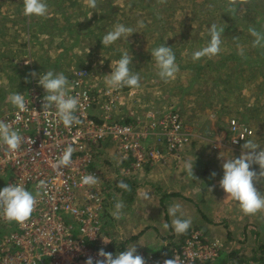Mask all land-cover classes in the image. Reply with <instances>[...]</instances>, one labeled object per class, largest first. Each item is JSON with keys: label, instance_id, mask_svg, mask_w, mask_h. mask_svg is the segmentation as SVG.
<instances>
[{"label": "rangeland", "instance_id": "374dc122", "mask_svg": "<svg viewBox=\"0 0 264 264\" xmlns=\"http://www.w3.org/2000/svg\"><path fill=\"white\" fill-rule=\"evenodd\" d=\"M71 1L73 2L72 4ZM103 1L97 0V7L91 9L86 7L87 0H85V3L80 2V0H45L48 5V13L52 14L56 12L58 14H55V22H53L55 29L51 31V29L47 28L50 30L47 31L39 23L37 26L39 17L23 15V0H0V32L4 33L3 40L0 41V115L9 107L7 97L17 90H24L29 83L28 78L32 77L30 68L34 70L33 72L40 68L52 70V67L49 65H53L54 67L55 64V70H62V67L68 69V71L64 72V68L63 72L69 77V68L71 66H76L73 67L74 69L93 64L92 83H99L100 85L105 84L107 74L111 73L112 69L110 65L114 66L122 53L129 52L133 57L129 69L131 73L139 74L140 86L138 88L127 87V92H133L130 97L124 95L122 99L120 114L117 115L122 120H124L123 117L130 119V114L135 111H139L140 115L145 113L146 110L153 108L160 109L165 104H172L180 111L187 127L194 132L193 138L200 140L197 141L198 144L193 139L192 146H202L216 152L219 150L230 151L232 147L220 144L218 148H214L212 145L216 141H219L221 132L227 127L228 120L235 118L242 120L246 125L250 126L254 131V137L252 136L253 140L251 141L261 148L264 147V93L262 94L261 91V89H264V59L261 58V55L258 57L257 46L254 47L256 49H252L255 38H249L245 35L238 36L237 33L238 30H243V34L250 33V31L248 32V28H245L247 24L252 28L250 25L252 21L250 19H256L257 24L262 23L263 20L260 17L264 14V7L259 2L257 3L259 5L257 6V11L250 14L252 16L248 17V19L250 18L248 20L246 15L242 14V9L246 8L248 4L250 6L255 4L253 0H248V3L242 7L235 6L232 13L228 0H170L171 3L167 5L158 3L157 0H112L111 5H107ZM61 4L62 9L59 11ZM116 4L119 10L114 9V5ZM194 5H196V9ZM224 12L225 14H223ZM255 12H258L260 17L259 15L258 17H253ZM72 15L76 19L72 24L68 20H56L58 17L71 18ZM90 15L91 18H88ZM220 18H224L228 22L227 24L218 26V29L227 28V30L221 33V36L227 34V36H224L226 42L223 40L222 43L223 38H220L221 54L233 50L238 59H232L222 67L223 72H220V74L223 81L220 80L221 77L218 75L215 76L216 69L214 70L215 60L219 55L209 59L213 67L211 71L208 70L209 68L204 67L205 76L203 78L198 75L194 76L191 66L198 63V61L203 63L206 57L194 61L192 59L193 53L209 43L210 37L208 33L210 26L217 24ZM7 20H11L9 24L15 22L16 24L24 25V30H22L20 35L27 36V41L30 42L28 45L29 51L18 50L19 45L15 46V42H19V44L26 42V39L20 38L19 35H16L12 42L8 40L6 35L8 28ZM116 22L132 28L134 30L133 36L137 37L133 40H129L128 38L126 40L121 37L114 44L105 48L99 42V38L113 30ZM141 22L143 27L140 26ZM239 23L241 24L237 26ZM14 28L19 27L16 25L9 28V30L13 31ZM57 29L59 30L58 32L56 31ZM255 29L259 33H264V24L262 23V27L259 26ZM63 30L66 33H62ZM55 31L60 33L57 37L61 41L56 43L58 48L55 47V44L52 45L55 48L54 54L51 55L52 59L50 61L41 59L30 60L28 54L37 53L32 38L36 39V42L42 36L41 34L45 38L50 35L51 38L56 36L57 33ZM52 33L55 34L51 35ZM93 36L97 37V39H93ZM230 37H234V39L230 41ZM128 40L129 42H126ZM162 44L172 48L175 54V63L178 66V71L175 73L174 78L168 82H164L157 75L158 70L155 66V60L151 58V51ZM243 45L245 48L243 49V55L238 54ZM262 50L264 53V49ZM244 51H249L251 61L248 62L244 59ZM13 52L14 57L11 54ZM7 53H10V55L7 56ZM253 59H256V61L254 60L253 62ZM53 60L54 62H51ZM25 61L28 62L26 63L28 66V69L25 71L26 74L14 71L13 64L11 63L14 62V65L19 66L18 62L23 63ZM40 65L41 67L39 68ZM38 73L40 74L41 72ZM249 74H252L253 79L250 84L248 82V84H245L243 81H247ZM258 82L263 83L258 86ZM194 100L196 103H194L195 107L193 108L192 102ZM195 117L200 120L197 124L190 121ZM196 132L200 136H197ZM207 137L208 140H205ZM242 145H239L238 148L242 149ZM96 156V166L100 172L99 178L103 185L107 179L110 180L115 176V171L120 173V169L123 166L109 144L100 145ZM147 200L148 198L139 201L137 198L133 204H131L132 202L130 204L134 206V211H139L146 205ZM117 201L121 200L115 198L114 202L110 203V206L107 208L103 206V214L101 216V228L104 236L110 240L109 246L117 248L120 252L125 251L127 248L135 245L145 233L147 237L150 235L154 237L152 238L154 241L158 238L160 241H163L168 236L167 234H169L172 237H166V242L171 240L167 244L171 247L179 245L182 237L175 238L171 235L174 233V230H166L164 232V239L158 237V230L156 228L152 229L149 226H147L148 230L144 228L145 230H138L135 233H132V230H125V226L133 222L131 218L133 214H138L139 212L127 211L126 207L129 204H124V208L121 210V218L115 219L113 213L115 211L114 205ZM108 202L109 200L106 201L107 205H109ZM195 205L196 203L192 202L191 206L195 207ZM163 207L164 205L162 204L163 215H166V210ZM134 223L137 225L136 221ZM11 228L10 226L7 227V229ZM0 231L5 232L8 230ZM140 232L143 234H138ZM209 237L219 239L223 249L224 242L222 238L219 236ZM141 247H137V249L146 250L144 244ZM150 251H154V249ZM263 255L264 245L260 251L256 252L255 260L259 261Z\"/></svg>", "mask_w": 264, "mask_h": 264}, {"label": "built area", "instance_id": "2783aa9c", "mask_svg": "<svg viewBox=\"0 0 264 264\" xmlns=\"http://www.w3.org/2000/svg\"><path fill=\"white\" fill-rule=\"evenodd\" d=\"M72 68L68 78V95L78 97L76 113L81 123L65 127L58 121L55 109L43 111L45 92L38 77H31L22 91L27 107L20 111L10 106L0 115L22 136L20 149L7 152L0 145V189L14 183L28 191L39 190L37 206L24 224L5 222L0 218L1 264H85L87 257L95 259L103 248L115 257L120 251L102 243L101 216L105 193L96 166L100 145L109 144L119 161L127 160L120 169L122 175L134 174L145 163L163 160L167 154L184 150L194 132L184 123L178 108L165 104L139 115L132 112L128 121L120 114L127 88L110 89L106 84L92 83L93 64ZM127 117V116H126ZM253 129L242 120L230 118L221 132L220 144L236 148L251 141ZM235 140V142H233ZM71 147V164L57 169L54 164ZM264 148V147H263ZM259 150V149H257ZM94 174L97 183L83 185L84 175ZM40 181L45 188L37 189ZM12 227L7 229V227ZM106 238V237H105ZM222 243L200 228L191 227L178 249L169 257L139 250L146 264H164L175 259L177 264H264L258 260L219 262Z\"/></svg>", "mask_w": 264, "mask_h": 264}, {"label": "clouds", "instance_id": "9594fccd", "mask_svg": "<svg viewBox=\"0 0 264 264\" xmlns=\"http://www.w3.org/2000/svg\"><path fill=\"white\" fill-rule=\"evenodd\" d=\"M158 3H166V0H157ZM231 10L235 6H243L248 3V0H228ZM87 7L95 9L97 7V0H87ZM48 13V5L45 0H23V15L31 17H44ZM91 18V15L88 17ZM141 27L143 24L141 22ZM223 28L212 24L209 29L210 41L200 50L193 53L192 59L199 60L203 57L211 59L218 55L221 51V33ZM250 34L255 38L253 47L264 46V35L259 33L256 29L250 28ZM134 32L130 27L123 24H117L113 30L109 31L101 38V43L104 47L114 44L121 37L127 38ZM243 55V50L239 53ZM151 58L155 60L157 68V75L164 82H168L174 78L178 71V66L175 63V54L172 48L162 44L151 51ZM132 55L129 52L122 53L121 57L115 62V65H110L112 71L107 74L105 84L110 89H119L122 87L138 88L140 86V77L138 73H131L129 65L132 63ZM26 62V61H25ZM28 63V62H26ZM33 77H38L37 83L42 86L45 95L43 97L42 108L43 111L55 109L56 117L59 122H62L65 127H71L73 124L81 123L76 113L78 109L79 99L75 96L68 95L70 85L68 78L61 73H54L52 70L46 71L43 75H38L32 72ZM7 101L15 108L23 111L26 107V101L23 94L16 92L7 97ZM235 142V140H233ZM22 143L21 134L14 130L11 125L4 120H0V145L6 146L7 152H15L20 149ZM242 151L238 158L225 159L222 163L223 176L219 181L220 188L226 193L225 199H231L238 203L240 211L245 215H255L259 212H264V195L255 187V182L264 181V148L246 141L242 145ZM259 149V150H257ZM73 149L67 148L61 157L58 159L54 167L57 169L68 167L71 164V155ZM193 163L186 161L184 164L185 171L189 176H194ZM252 165H258L259 171L252 169ZM214 177L215 172L211 173ZM83 185L92 186L97 183L94 174L84 175L81 178ZM44 181H40L37 189L45 188ZM117 187L130 191L129 185L120 180L117 182ZM41 193L36 191H28L22 184L11 183L0 189V218L5 222H16L17 224H24L31 217V214L37 206V197ZM115 211L113 213L115 219H120L122 216L121 210L124 208L123 201H117L114 205ZM181 206L179 204L170 205L167 208V213L170 217H174L171 221V227L176 235H183L191 227L192 221L190 218L181 219L177 216L180 212ZM169 227L168 224L164 225ZM110 240L103 237L102 243L107 244ZM98 257L94 260L89 256L85 260V264H146L143 256L137 253L135 245L121 251L113 256V253L104 251L103 248L98 250ZM164 264H177L175 259H168Z\"/></svg>", "mask_w": 264, "mask_h": 264}, {"label": "crops", "instance_id": "0c3cea01", "mask_svg": "<svg viewBox=\"0 0 264 264\" xmlns=\"http://www.w3.org/2000/svg\"><path fill=\"white\" fill-rule=\"evenodd\" d=\"M80 2L85 3V0H80ZM72 3L73 2L71 1V4ZM61 9L62 4L59 8V11ZM55 14L56 12L52 14L47 13L46 17H39L37 26L39 23V25L43 26L47 31H50L49 29H51L52 31L53 29H55V24H53V22H55ZM56 20H68L71 21L70 24L76 21V19L73 18V15L71 16V18L58 17L56 18ZM10 21L11 20H7L8 28L6 35L8 40L12 42L14 37L16 35H19L20 38L22 37V39H26V42H21L20 44L19 42H15V46L17 47L19 45L18 50L22 49V51H29L28 45L30 44V42L27 41V36L20 35L22 30H24V25L16 24L13 21L12 24H9ZM13 24L19 27L14 28V32L12 30H9V28L15 27ZM117 24L122 23L116 22V25ZM56 31L58 32L59 30L57 29ZM63 32L66 33L65 30H63L62 33ZM53 34L55 33H52L51 35ZM58 34L60 33H57L56 36L51 38L50 35L45 38V36L41 34L42 36H40V39L38 38L39 40H37V42L36 39L32 38L33 44L34 46H36L37 53H30V55L28 54L30 60L34 59L35 61L41 59L50 61L52 59L51 55L54 54L55 51V48L52 45L55 44V47L58 48L56 43L58 41H61L58 40ZM133 35L134 34H132V36H129L128 39L133 40L137 37ZM3 37L4 33L0 32V41L3 40ZM92 38L95 40L97 39V37L95 36H93ZM101 38L102 37L99 38V42H101ZM129 40L126 42H129ZM263 43L264 41H262V44ZM257 47V54H259L258 57H260L261 55V58L264 59V53L262 50L264 49V46ZM244 52L245 54H247L246 51ZM19 53L22 54L21 52ZM11 54L13 55L12 57L15 56L14 52ZM9 55L10 53H7V56ZM247 57H249V59L246 61H251V57L249 54ZM54 60L51 62H54ZM252 61L254 62V60ZM18 63L19 66L16 64L14 65V62L11 63L13 64L12 66L14 68V71L18 73H25V71L28 69L26 62ZM49 66L52 67V71L54 73L62 72L64 75H66L67 78H69L68 75L64 73L65 71H68V69H66L65 67H62L63 69L65 68L63 72V69L55 70V64L54 67L53 65ZM40 67L41 65L39 66V68ZM73 67L76 66H71L69 68V76L72 72ZM30 69L31 74L34 70L32 68ZM37 71L41 73L39 74ZM37 71L35 72L38 73V75H42L48 70L45 68H40ZM29 79L30 78H28V81ZM22 91L17 90L16 92L22 93ZM194 103H196L195 100L192 102L193 108L195 107ZM10 106L12 105L9 103V107ZM190 121L196 122L194 124H197V122H199L200 120L195 117ZM198 135L199 134L197 133V136ZM193 139L194 138H192V141H190V143L184 150L177 151L175 152V154H168L167 156H165L163 161L159 160L147 163L143 166V168L135 172L136 174L134 175V177L138 184V189L131 204H133V202L136 201L137 198L139 201L146 200V198H148V200L146 201V205L142 207V209H140L139 211H134V206L130 203L129 205L126 204L128 205V207H126L127 211L139 213L133 214V216L131 215L133 222H131V224H127L124 229L132 230V233H135L138 230H148L147 226H149L152 227V229L156 228V230H158V237H162L164 239V232L166 230H173V228L171 227V221L174 217H170L168 215L167 208L170 205L179 204L181 206L180 212L177 213V216L179 218H190L192 221L191 226L201 228L203 232L206 233L208 236H219L223 239L224 246L221 251L219 262L230 260H255L256 252L260 251L264 245V212H259L255 215L243 214L240 211L238 203L236 201H233L230 198L225 199L226 193H224V191L219 186V181L223 176L222 163L224 162V160L238 158L241 155L242 151L247 150L236 147L230 148V151L219 150L218 152H216L214 150H210L202 146H192ZM205 140H208V137L207 139L205 138ZM251 140H253V138H251ZM194 141L197 142L200 140L194 139ZM186 161L194 162V176H189L185 171L184 164ZM121 165H127V160H123ZM213 172L216 173L214 177L211 175V173ZM255 187L258 191L261 192L262 195H264V181L255 182ZM141 197H143V199H141ZM192 202L196 203L195 207L191 206ZM162 204L164 205L163 209L166 210V215H163L161 209ZM134 221L137 222V225L134 223ZM165 224H168L169 227L165 228ZM159 230H161L162 233L159 232ZM9 231L10 230H8L7 232ZM141 233L142 232L138 234ZM167 235L168 236L166 237H172L169 234ZM171 235H173L175 238L182 237L183 239L185 234H183L182 236L172 233ZM166 237L163 241H160L159 238L154 241L152 240V238L154 237H152L151 235L147 237L145 233V235H142L139 240L135 243V246L137 248L141 247L144 244V246H146L145 249L147 251H150L151 249H154V251H156L161 249L163 246H165L168 242L171 241L169 240L168 242H166ZM141 248L144 249L143 247ZM138 251L139 249H137V252Z\"/></svg>", "mask_w": 264, "mask_h": 264}, {"label": "trees", "instance_id": "16d2710c", "mask_svg": "<svg viewBox=\"0 0 264 264\" xmlns=\"http://www.w3.org/2000/svg\"><path fill=\"white\" fill-rule=\"evenodd\" d=\"M101 1H103V0H101ZM254 1H256V2H254ZM103 2L106 3L107 5H111L112 0H106V1H103ZM258 2L260 3L261 6L264 7V0H253V3H255V4H253L251 6L248 4V5H246V8L242 9V14H245L247 19H248V17L252 16L250 14H252L254 11H257V9H258L257 6H259L257 4ZM170 3H171L170 0H166V3H164V4L167 5V4H170ZM194 8L196 9V5H194ZM222 8H224V7H222ZM114 9L119 10L117 4L114 5ZM224 9H226V8H224ZM231 13H232V10H231ZM263 13H264V11H263ZM223 14H225V12ZM258 15H259V13L258 12H255L253 17H258ZM153 17H155V15H153ZM259 17H260V15H259ZM260 18H262V20H263L262 23L264 24V14ZM250 20L252 21V23H250V25H251L252 28L255 29V28H258L259 26L262 27V23L260 21H259L260 23L257 24L256 19H250ZM227 23L228 22L225 21L224 18H220V20L217 22L216 25L218 27L220 25H224V24H227ZM240 24L241 23L237 24V26L240 25ZM245 28H248V32H249L250 26L248 24L245 26ZM225 30H227L226 27H224V31ZM237 33H238V36L245 35V36H248L249 38L250 37L254 38L250 33H247V34L244 33L243 34V30H238ZM261 34L264 35V33H261ZM225 35L227 36V34H225ZM225 35H222L220 37V38H223L222 39V43H223V40H225V42H226V39H224V36ZM208 36L210 37L209 33H208ZM229 39H230V41H232L234 39V37L233 38L230 37ZM233 48H234V45H233ZM241 49H245L244 48V45H243V47ZM252 49H256V48L253 47ZM256 50H258V49H256ZM221 53L222 52L220 51V53L218 54L219 57H217L216 60H215L216 63H215V66H214V70L216 69L215 70L216 71L215 72L216 73L215 76L218 75L219 77H221L220 80L223 81L222 75L220 74V72H223L222 67L228 61H230L232 59H235V58L238 59V57L233 53V50H229V52H227L225 54H221ZM248 54H249V51H247V54L244 55V59H246V60L249 59V57H247ZM253 60L256 61V59H253ZM87 67H90V66H87ZM191 67H192L191 69L194 72V74H193L194 76H197L198 75V76H202V78H203L205 76L204 75L205 74L204 73L205 71H203L204 67L209 68L208 70L211 71L212 70L211 68L213 67V64H211V61L209 60V58L206 57V59H205V61L203 63H201V62L198 61V63L192 65ZM206 72H207V70H206ZM252 79H253L252 74H249V76L247 77V81L245 80L243 82H245V84H248V83L250 84L251 81H252ZM262 83L263 82H258L257 85L260 86ZM261 91H262V94H263L264 93V89H261ZM123 118H124L125 121H128L127 118H125V117H123ZM120 162L119 163L122 164V161H120ZM252 169H254L256 171H259V166L258 165H252ZM120 180L125 181L129 185V187H130L131 190L130 191H125L124 189L118 188L117 187V182L120 181ZM103 185H104V193H105V197H106V199H104V205H103L104 208H107L108 206H110V203L114 202V199L115 198H119L125 204L131 203L133 201V198H134V196H135V194L137 192V189H138V184H137L136 179H135V177H134L133 174H131V175H122L121 173H118L117 171H115V176L112 179H110V180L107 179L106 182ZM107 200H109V202H108L109 205L106 204V201ZM177 249H178V245L171 247L168 244H166L161 249L156 250L155 252L153 251V252L155 253L156 256L158 255V256H167V257H169Z\"/></svg>", "mask_w": 264, "mask_h": 264}]
</instances>
